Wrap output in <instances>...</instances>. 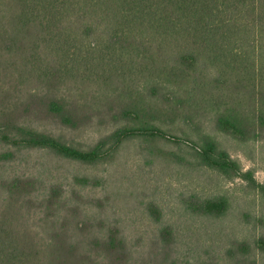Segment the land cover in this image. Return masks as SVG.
Segmentation results:
<instances>
[{"label":"trees","instance_id":"trees-1","mask_svg":"<svg viewBox=\"0 0 264 264\" xmlns=\"http://www.w3.org/2000/svg\"><path fill=\"white\" fill-rule=\"evenodd\" d=\"M211 90L222 132L246 140L254 121L264 124V0H0V264H218L181 258L171 225L147 240L122 226L81 193L103 179L53 162L89 168L126 141L177 140L198 165L264 193L212 136L187 140L157 124L191 120L200 106L190 98ZM97 119L112 129L93 143L68 133ZM32 152L49 161L32 163ZM191 207L219 217L228 201Z\"/></svg>","mask_w":264,"mask_h":264},{"label":"rangeland","instance_id":"rangeland-1","mask_svg":"<svg viewBox=\"0 0 264 264\" xmlns=\"http://www.w3.org/2000/svg\"><path fill=\"white\" fill-rule=\"evenodd\" d=\"M216 97V90L197 95L194 100L191 97L189 103L200 106L197 113L188 114L191 120L172 115L157 124L166 133L187 140L212 136L244 171L251 170L256 182L264 184V124L254 121L255 131L246 140L222 132L216 126V107L207 103L216 101ZM183 98L187 101L185 95ZM185 105V114L190 113L192 108ZM111 129L99 125L97 119L92 126L68 133L77 141L93 143ZM31 154L32 163L49 161L45 154ZM53 162L69 176L77 172L103 179V185L83 188V196L101 198L105 215L119 217L122 226L142 233L144 239L153 237L158 226L174 227L175 247L184 260L199 262L212 257L218 264H264V243L259 247L256 242H264V193L246 179L227 177L198 165L187 142L133 139L121 145L114 160L89 168L56 159ZM214 196L228 201L223 215L208 217L192 209L193 200ZM149 207L157 209L159 219L150 215ZM244 245L247 252L240 251Z\"/></svg>","mask_w":264,"mask_h":264}]
</instances>
